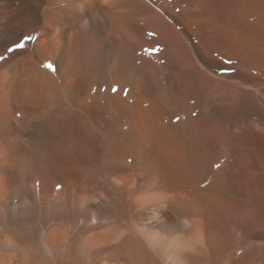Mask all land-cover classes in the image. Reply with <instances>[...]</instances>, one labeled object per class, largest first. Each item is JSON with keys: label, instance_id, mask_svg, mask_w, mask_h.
Here are the masks:
<instances>
[{"label": "bare ground", "instance_id": "bare-ground-1", "mask_svg": "<svg viewBox=\"0 0 264 264\" xmlns=\"http://www.w3.org/2000/svg\"><path fill=\"white\" fill-rule=\"evenodd\" d=\"M0 57V264H264V0H0Z\"/></svg>", "mask_w": 264, "mask_h": 264}, {"label": "snow or ice", "instance_id": "snow-or-ice-1", "mask_svg": "<svg viewBox=\"0 0 264 264\" xmlns=\"http://www.w3.org/2000/svg\"><path fill=\"white\" fill-rule=\"evenodd\" d=\"M28 39H31V37H28ZM16 47L17 48H23L24 47V45H23V43H18L17 45H16ZM10 51H11V49H9ZM0 59H2V57H0ZM50 70H54L53 69V66L51 65V64H48V65H46ZM113 91H115V89H113ZM217 167H219V165H217Z\"/></svg>", "mask_w": 264, "mask_h": 264}]
</instances>
